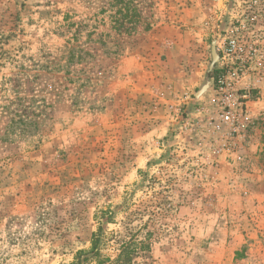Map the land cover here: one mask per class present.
Listing matches in <instances>:
<instances>
[{
    "label": "rangeland",
    "instance_id": "374dc122",
    "mask_svg": "<svg viewBox=\"0 0 264 264\" xmlns=\"http://www.w3.org/2000/svg\"><path fill=\"white\" fill-rule=\"evenodd\" d=\"M235 28L240 160L210 100ZM95 233L110 260L131 238L132 264H264V0H0V264Z\"/></svg>",
    "mask_w": 264,
    "mask_h": 264
},
{
    "label": "built area",
    "instance_id": "2783aa9c",
    "mask_svg": "<svg viewBox=\"0 0 264 264\" xmlns=\"http://www.w3.org/2000/svg\"><path fill=\"white\" fill-rule=\"evenodd\" d=\"M244 50L243 39L238 34V28H235L226 35L219 48L218 69L210 99L215 109L214 128L224 136L223 146L218 153H224L225 157L234 156L236 160L241 159V151L237 149L232 152L235 151L232 146L242 147L248 137L250 123L248 89L240 87L248 63Z\"/></svg>",
    "mask_w": 264,
    "mask_h": 264
},
{
    "label": "trees",
    "instance_id": "16d2710c",
    "mask_svg": "<svg viewBox=\"0 0 264 264\" xmlns=\"http://www.w3.org/2000/svg\"><path fill=\"white\" fill-rule=\"evenodd\" d=\"M99 238L98 234L92 235L91 247L89 251L78 252L74 258L72 264H83L89 263L93 258L96 259L95 264H132V255L136 253L138 245L133 239L130 238L127 242H123L118 250L116 258L110 260L109 258H101L99 248H98ZM142 245V244H140ZM142 247V246H141ZM90 254V256L83 257V255Z\"/></svg>",
    "mask_w": 264,
    "mask_h": 264
}]
</instances>
